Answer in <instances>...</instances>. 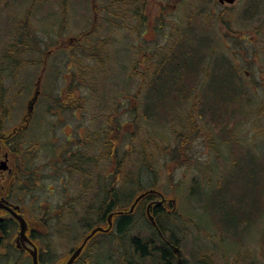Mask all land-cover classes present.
<instances>
[{
  "label": "rangeland",
  "instance_id": "374dc122",
  "mask_svg": "<svg viewBox=\"0 0 264 264\" xmlns=\"http://www.w3.org/2000/svg\"><path fill=\"white\" fill-rule=\"evenodd\" d=\"M250 3L251 0H236L233 4L219 0H0V62L7 56V100L12 108L9 129L28 113L34 96L35 117L47 120V115L42 116L40 111L39 117L38 111L48 104V97L57 99L71 79L83 76L80 97L87 104L83 119L106 120L113 115L126 131H133L127 109L129 102L134 101L128 94L137 91L140 81L138 77L130 78L137 56L155 55L150 61L157 64L163 54L170 55L183 41L185 30L190 33L204 26L207 30L201 33L212 36L211 50L225 60H219L222 67L226 63L231 68L237 89L221 90L222 78H215L214 87H208L209 75L204 72L198 77L191 75L181 91L174 90L179 92L176 100L179 113H183L175 128L169 127L170 122L166 126H146L138 142H130L126 133L127 145L120 147L119 159L125 157L132 143L135 152L123 163L129 171L134 172L142 163L137 149L142 155L157 157L151 168L142 170L141 184L143 189L156 184L167 201H176L171 202L174 210L164 223L187 264H264V4L249 19L246 16L252 14L247 13ZM30 10L31 18L23 29L21 22ZM220 14L228 21L227 27L219 21ZM142 15L147 18L143 23ZM96 20L92 42L75 52L66 48L71 39L92 28ZM22 29L36 37L30 41L32 46L27 53L20 50L27 47L26 43L19 44ZM189 36L188 41L194 44L193 35ZM100 45L103 47L99 59L103 61L88 55L90 49ZM50 50L46 65L43 59ZM37 61L39 66L32 68L31 63ZM27 62L29 66H25ZM206 92L211 102L204 112ZM166 95L170 107L172 94ZM68 116H63L64 121L69 122ZM191 117L197 122L194 127ZM65 131L69 134L72 129L67 126ZM42 133L41 140L45 142L49 132L44 128ZM55 134L63 137L60 130ZM151 137L153 140L149 141ZM175 146L185 150L186 159L181 157L173 163L172 154L161 152ZM86 154L91 156L93 151ZM42 156L40 161H46L47 156ZM78 179L74 177L68 191H49L45 183L35 192V201L25 199L18 203L28 223L43 232L37 244L43 253L49 252L45 255L49 264L68 258L89 233L86 224H94V216L85 217L83 199L78 197L75 183ZM95 181H99L98 176ZM61 202H68V206L65 208ZM60 207L65 208L64 217L57 216L45 225V219L49 220L53 210ZM134 211L132 230L121 244L116 234H100L80 262L89 259L94 264H122L121 258L134 260L131 238L154 234L149 218ZM11 262L32 264V259L24 252L3 248L0 264Z\"/></svg>",
  "mask_w": 264,
  "mask_h": 264
},
{
  "label": "flooded vegetation",
  "instance_id": "af4514ba",
  "mask_svg": "<svg viewBox=\"0 0 264 264\" xmlns=\"http://www.w3.org/2000/svg\"><path fill=\"white\" fill-rule=\"evenodd\" d=\"M19 41V44L24 42L22 40ZM74 41L71 39V43ZM20 50L21 53L30 51V49ZM51 54L52 50L48 51V55H45L44 64L47 65ZM7 59V56H5L0 62V202L3 201L4 204H10L9 207H14L15 212L25 216L24 209L18 203L24 202L25 199L30 202L35 201L37 199L35 192L39 188H43L45 183L48 184L47 188L49 191L56 189L71 190L74 184L72 180L78 176V182L75 181V183L79 190L78 197L83 199L81 204L85 217L92 213L95 218L92 226H90L91 224H86V229H88L89 233L85 234L82 241L99 226L109 229L108 232H98L88 241L82 256L79 258L81 259L96 236L104 234L108 237L107 235L116 234L118 217L131 214L128 211L130 208L120 211L124 212L122 214L119 211H110L103 214L101 211L99 212L97 207L104 190H114L119 187L120 145L117 120H104L102 118L84 120V110L87 104L83 103L82 97H80V95L83 96L80 92L84 89L76 88L78 94L72 98L73 101L70 103H57L55 98L51 100L48 97V104L43 110L41 108L38 111L39 117L40 111H42V116L47 115V120L36 118L33 109L37 104L36 102L29 103L28 113L22 117L20 123L13 125L10 130L8 127V116L12 108L9 107L7 100ZM18 61L22 62V60ZM31 65L33 66L32 68H35L39 66V61L32 62ZM25 66H29V62L25 63ZM46 67H44L42 73ZM70 77L67 79H70ZM65 88L60 93H64ZM88 90H91V88H88ZM66 114H69V118H67L69 122L63 119ZM45 123L46 125H43ZM67 126L72 129L69 134L65 131ZM44 128L45 131L49 132V138L45 142L41 140ZM58 130L63 133V137L55 134ZM88 151H93V154L91 156L87 155ZM42 154L47 156L44 162L40 161L43 157ZM38 159L41 163H38ZM96 176H98L99 181H95ZM159 196L158 194H150L149 197L142 199L145 202L146 213L148 206L155 202ZM75 199L72 201H75ZM69 202L71 203V200ZM8 204L6 205L8 206ZM60 205H65L66 208L68 202H65V204L61 202ZM156 207L168 213L173 212V205L170 201L166 204L165 202L160 205L152 204L151 213L153 215ZM65 208L60 207V210L55 208L53 214L49 216V220L48 218L45 219V225L47 221L50 223V221L52 222L58 217H64ZM95 209L98 211H95ZM28 225V237L38 248L40 260L43 252L37 243L41 237L39 234L43 232H40V230L29 223ZM152 226L157 228V225ZM9 227L14 229L10 238L8 236ZM17 233L18 223L13 214L7 209H0L1 254H3V248L7 249L9 240V244H12ZM171 247L173 248V245ZM72 252L73 250H71L70 255Z\"/></svg>",
  "mask_w": 264,
  "mask_h": 264
},
{
  "label": "trees",
  "instance_id": "16d2710c",
  "mask_svg": "<svg viewBox=\"0 0 264 264\" xmlns=\"http://www.w3.org/2000/svg\"><path fill=\"white\" fill-rule=\"evenodd\" d=\"M175 1L179 3L181 2V0ZM260 4H264V0H251L247 13L251 12L252 14L249 15V17L246 16V18L253 19L252 16L259 10ZM262 12H264V8ZM31 13L32 12L30 10L27 13L23 22H21V24L24 26H22L23 29L27 28L25 27V25L27 26V24L29 23ZM143 19L145 21V19H147L146 16L142 15V23ZM218 19L221 24L224 25V27H227L228 21L225 19L223 14H220ZM96 27L97 20L93 23L92 28L74 38V42L76 44H73V42L71 43L70 40L66 48L71 49V51L73 52H75V49L83 50L87 46V42H92V35L95 32ZM188 30L184 31L183 41L176 45V49L174 48V50L168 56L163 54L158 60L157 64L153 65V63L150 61L152 58L155 57V55L149 56L147 54L142 53L140 54V56H137L135 60V65L133 67V74H131L130 78L132 79L133 77H138L140 81L138 83L137 91L133 95L128 94L130 100L133 99L134 101L129 102V107L127 109V114H130V117L132 118L131 122L129 123V126L132 127L133 125L134 129L133 131H126L124 129V124L115 118L118 123V136L120 147L123 144L127 145L126 133L127 138L130 142H138L141 130L142 128L145 129L146 126H157L156 124H163L164 126H166V123L170 122L169 127L175 128L176 120L178 118L180 119V115H182L183 113H179V101L176 100L179 97V92H175L174 90L178 89L179 91H181V87L185 85L187 79H189L191 75H197L198 77L200 72H204L209 75V83H207L208 87H214L213 80L215 78H222V80L219 82V88L221 90L229 89L230 91H233L237 89L236 87L238 86V84L235 81L234 73L230 70L231 68L228 67L226 63L224 64V67H222L221 61L219 63V60L222 59L216 57L215 52L211 50L210 42H212L213 40L212 36L207 33H201L203 31L206 32L207 29L202 26L197 30L192 29L191 32L189 31L190 33H187ZM227 31H229V33L232 32L229 29ZM191 34L193 35L191 38H194L195 40L194 44H191V42L188 41L187 38L190 37L189 35ZM21 38V40L24 41L23 43H26L24 44L25 46H27L25 47V49H31L32 43L30 41L33 38L34 41L36 39L35 36L33 37L32 32L26 29L22 31ZM103 45H100L99 47H96L94 49H97V53H94V50L90 49V54L88 53V55L98 59L99 61H103V59H99V55L101 54V48L103 47ZM222 61L225 62V60ZM88 71L89 70H87V72ZM80 72L82 73V71ZM211 77L212 79H210ZM82 78L85 77L80 76L78 78L74 77L73 79H71L69 81V84L65 88V92L59 94V97L56 99V102L64 104L72 102V98L78 94L76 88L79 89L81 86H84ZM166 93L172 94V105L170 107H167V105L170 103V100L167 103L165 101V98L168 96L166 95ZM204 97L206 100L202 101V104L204 105L205 112V108L211 102V96L209 93L206 92L204 94ZM210 110L212 111L211 108ZM121 117L122 116L119 115V118ZM107 119L113 120L114 116L111 115ZM133 120L134 122H132ZM190 121L192 122L193 127L196 126L197 122L194 118L191 117ZM172 131L174 133L176 132L174 131V129ZM180 137L181 135H179L178 138ZM148 139L150 141L152 137ZM146 145L147 144H144L142 146L145 150ZM128 149L130 151H125V157L119 159L118 189L104 190L102 192V198L99 200V203L97 202L98 210L99 212L101 211L103 214H106L110 211H123L125 209H129L135 202L136 198L145 190H147L143 189L140 180V174L142 170L146 169L145 167L151 168L153 166V162L157 159V157H150V155H142L140 154L141 150L137 149L139 161H141L142 163H140L138 167L135 168V171L132 172L123 166L124 161L129 158V154L135 152V146H133V143L128 146ZM169 149L170 148L168 147L163 152H161V154H172L173 163L178 162L181 157H185L186 155L184 149L181 151L180 149L176 148V146L173 147L171 151ZM188 151L189 150H187V152ZM145 159H147L148 161L150 160L149 163H146ZM177 165L178 163L176 164V166ZM151 188L157 189V185L154 184ZM149 196L150 195L146 196V198ZM98 210L95 209V211ZM135 211H139L147 218L145 202L143 200L138 203ZM89 214L90 216L93 215L92 213ZM169 214L170 213L161 210L159 207H156L154 209V217L157 222V228H154L152 226L154 234H151L150 237H132L131 244L132 248L134 249L135 258H133L134 260L121 258L122 264H179V256L176 252H174L173 248L171 247V245L178 246V244L173 240L172 237L168 236V230L164 223L165 218ZM131 215H133V213L118 217V230L116 232L115 238H117L118 243L120 244L123 242V237L127 236L128 233H130V231L132 230L133 223ZM89 219L90 218H88L87 221H89ZM90 224L91 222H88V225ZM13 232L14 229L9 227V238L13 235ZM7 248H9L10 250H16V248L12 244H9ZM48 253L49 252H45L42 256H40V264H49V258L45 257V255H47ZM89 253H91V251ZM81 259H78L74 264H94L89 259L87 261L84 259L82 260V262H80ZM182 260L183 264H187L185 259ZM11 264L13 263L11 262Z\"/></svg>",
  "mask_w": 264,
  "mask_h": 264
},
{
  "label": "water",
  "instance_id": "95a60500",
  "mask_svg": "<svg viewBox=\"0 0 264 264\" xmlns=\"http://www.w3.org/2000/svg\"><path fill=\"white\" fill-rule=\"evenodd\" d=\"M221 3H229V4H233L235 3L236 0H219ZM37 99V96H35L33 98V100L31 101V103L35 102V100ZM150 194H158L161 196V200H156L155 202L151 203L148 208H147V216L149 218V220L151 221V223L153 225H156V219L153 216V214L151 213V205L155 204V205H160L162 203L165 202V204L169 201H167L163 195L156 189H148L145 190L143 193H141L135 200V202L132 204V206L130 207V209L128 210L130 213H132L135 209V207L137 206V204L146 196L150 195ZM172 203L175 204V200H171ZM8 203H3V201L0 202V209H7L9 212H11L13 214V217L18 221L19 223V229H18V233L17 236L15 237L13 244L16 246V248H18L21 251H27L31 257H32V262L33 264H40L39 263V255H38V248L35 246V244L30 240V238L28 237V222L27 220L24 218V216L22 214H19L17 212L14 211V207H9L10 204H8V206L6 205ZM169 204V203H168ZM119 213H124V212H119ZM111 218V217H110ZM109 229L108 228H103V227H97L95 228L84 240L83 242L76 246L75 249L73 250L72 254L70 255V257L67 259V261L63 264H74V262L81 256L85 246L87 245L88 241L98 232H108ZM174 252L177 253V255L179 256V264H183V260H182V253H181V249L177 246L173 247ZM58 264V263H55Z\"/></svg>",
  "mask_w": 264,
  "mask_h": 264
}]
</instances>
